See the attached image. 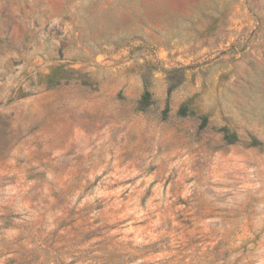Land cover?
<instances>
[{"label": "rangeland", "instance_id": "rangeland-1", "mask_svg": "<svg viewBox=\"0 0 264 264\" xmlns=\"http://www.w3.org/2000/svg\"><path fill=\"white\" fill-rule=\"evenodd\" d=\"M0 264H264V0H0Z\"/></svg>", "mask_w": 264, "mask_h": 264}, {"label": "trees", "instance_id": "trees-1", "mask_svg": "<svg viewBox=\"0 0 264 264\" xmlns=\"http://www.w3.org/2000/svg\"><path fill=\"white\" fill-rule=\"evenodd\" d=\"M87 82V81H85ZM149 83L146 81L144 90L139 98L138 107L140 110L146 111L150 108V106L153 104V93L149 88ZM177 84L170 83L169 89H168V99L166 101L165 107L163 109V117L166 118L169 111H170V101L169 96L172 93V91L176 88ZM178 113L182 116H187L191 113L190 109L186 105L180 106ZM209 119L207 116L202 117L200 128H205L208 125ZM225 138L229 142H235L237 139V136L234 134H225ZM115 250L122 252L120 249L115 248ZM123 250V249H122ZM131 250L137 251L141 250V247H131ZM124 251V250H123Z\"/></svg>", "mask_w": 264, "mask_h": 264}]
</instances>
